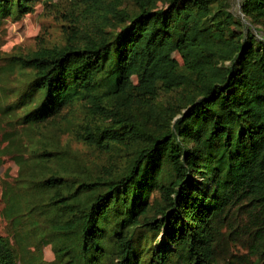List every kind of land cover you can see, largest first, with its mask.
<instances>
[{"label": "trees", "instance_id": "1", "mask_svg": "<svg viewBox=\"0 0 264 264\" xmlns=\"http://www.w3.org/2000/svg\"><path fill=\"white\" fill-rule=\"evenodd\" d=\"M32 1L0 0V17L27 12ZM122 2L91 0L85 28L64 44L12 56L31 72L23 122L80 102L89 118L76 137L130 152L111 176L50 171L37 179L51 192L56 250L71 253L63 264H101L109 224L113 264H221V228L230 226L232 241L240 233L230 225L234 208L251 218L247 249L264 264V36L234 32L242 23L228 0H133V10ZM240 11L264 32V0H241ZM162 94L182 105L156 125ZM0 264H16L1 235Z\"/></svg>", "mask_w": 264, "mask_h": 264}, {"label": "rangeland", "instance_id": "2", "mask_svg": "<svg viewBox=\"0 0 264 264\" xmlns=\"http://www.w3.org/2000/svg\"><path fill=\"white\" fill-rule=\"evenodd\" d=\"M122 1L121 8L134 9L133 0ZM240 2L228 0V10L242 23L231 29L238 33L251 27V32L261 38L264 32L254 30L252 26L257 27L256 24L243 17ZM90 4L91 0H34L27 12L0 17V235L13 249L16 264H63L71 255L66 252L61 255L56 250L60 240L54 226V212L47 204L51 192L38 187V178L50 171L107 177L119 172L130 155L126 147L102 151L76 137V124L89 118L80 102L67 106L45 122H23L22 119L27 110L23 103L31 72L19 69L12 56L64 44L67 35L71 37L85 28ZM171 57L181 65L177 52ZM132 81L135 82L134 77ZM176 105L175 95L158 96L155 108L160 114L154 123L165 124L168 108L175 111L182 103ZM44 150L53 151L54 155L40 156ZM158 200L159 193L155 190L149 199L152 205L149 215ZM233 212L230 225H238L240 233L232 241L234 235L227 237L230 226L221 228L217 244L221 264H261L247 249L251 218L244 216L242 210L234 208ZM112 227L113 224L107 225L104 242L109 253L101 264L115 261Z\"/></svg>", "mask_w": 264, "mask_h": 264}]
</instances>
